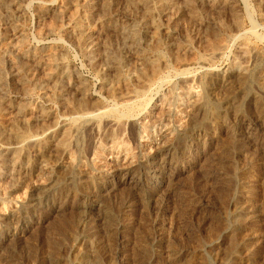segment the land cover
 Segmentation results:
<instances>
[{
	"label": "rangeland",
	"instance_id": "rangeland-1",
	"mask_svg": "<svg viewBox=\"0 0 264 264\" xmlns=\"http://www.w3.org/2000/svg\"><path fill=\"white\" fill-rule=\"evenodd\" d=\"M5 1L0 0L4 41L10 43L14 28L22 26L30 43L48 49L14 67L6 65L0 124L17 123V135L27 129L43 135L49 150L43 159L47 167L35 168L18 191L10 192V178L0 181V264H264V243L252 219L264 216V57L246 59L239 41L229 38V51L210 59L217 73L194 81L178 74L187 67L200 70L195 55H211L216 35L226 29L234 34L236 21L244 29L253 22L256 33L264 35V0L202 4L199 21L187 13L185 0H172L158 18V29L148 25L140 35L153 58L160 57L157 50L164 57L157 60L161 75L155 79L169 73L168 81L153 90L148 105L135 106L133 120L116 124L107 118L99 128L88 126L78 134L67 133L66 123L77 110L104 106L122 113L125 103L138 104L135 91L154 79L151 66L136 56L116 26L135 20L140 28L145 9L137 0H94L81 47L75 35L61 29L70 13L62 18L41 7L61 0H13L6 6ZM79 3L84 0H68L69 12ZM52 46L63 54L69 77L58 75L56 85L46 79L39 91L31 86L27 109L18 111L33 83L29 75L45 79L43 52ZM198 97L205 100L201 107L195 105ZM8 134L3 141L14 142L17 136ZM67 135L70 146L64 148ZM257 191L261 195L255 201ZM26 204V213L13 214V208Z\"/></svg>",
	"mask_w": 264,
	"mask_h": 264
},
{
	"label": "bare ground",
	"instance_id": "bare-ground-1",
	"mask_svg": "<svg viewBox=\"0 0 264 264\" xmlns=\"http://www.w3.org/2000/svg\"><path fill=\"white\" fill-rule=\"evenodd\" d=\"M3 1V0H2ZM10 2L13 0H9ZM7 2L10 4V2ZM16 1V0H15ZM62 2L58 5L52 3V2H46V3H43L41 5V7L43 6V8H46V9H51V10H54V11H58V15L59 17H66L68 15V13H70V15H68L66 18H67V23H66V26L61 28L62 30H64L65 32L67 33H72L73 35L76 36V38L79 40L78 41V45L79 46H83L84 44V41L87 39V35L89 33V18L91 17V10L93 9V5H94V0H84V3L81 4V7H79L78 5L75 4L76 8L74 11H70L68 10V0H61ZM70 1V0H69ZM72 1V0H71ZM79 1V0H78ZM135 1V0H134ZM230 0H222L220 1L221 3L224 2L223 4L227 3L229 4ZM256 1V0H255ZM261 1V0H260ZM137 3L135 4H139L140 6L143 7V9H145L144 11V14L142 16L143 19H141L139 22H141V26L139 28V25L140 23H138L137 21L135 20H132L131 22L129 21L128 23L129 24H125V23H121V24H118L116 25L117 26V29L121 32L120 35H123L125 37V40H128L130 43V46L132 49H134L135 53L138 54L136 56L138 57H141L142 60L146 61L147 64H149L151 66V71H152V79L154 80H150L148 79V81L146 82L147 86L142 89V90H137L135 91V95L134 97H139L140 100L138 101V104H134L132 103V101L129 103H125V109L126 111H122L119 112L117 114V109L113 108V106H111V108H113L112 111H110V109L108 108H101L96 107V110L95 112H91L90 110L88 111V109L85 110L81 109V110H77L76 113L66 122L67 124H69V130L67 131V129H65L67 131V133H69V131H73V133L75 132L76 134H78L82 129L90 126V127H98L99 128V125L102 123V121L104 120H110V121H114L116 124L120 123V121L124 120L125 121H130V120H133L134 117H136V114L134 111H135V106L140 108L141 104H146L149 99H150V95L153 93V90L155 91V89H160L159 87H161V84L162 82H166L168 81V79L170 78L165 76V77H162L160 76L158 79H155V77L159 75H161L160 73H158L159 71V68H157V60H164L163 58H161V53L158 52V50L154 53H156L157 56H160V57H154V55H150V53L148 51H146L142 46H141V42L140 41V35L143 31V28L144 27H147L148 25H151L150 27H154L155 29H158V18L161 16H163V14L165 15V12H166V9L168 6H170L169 4L171 3L172 4V0H159V3L158 4H154V6L151 5V2H153V0H137L136 1ZM158 2V0H157ZM259 2V1H258ZM6 1L5 3H3L4 5L7 4ZM110 3V2H109ZM218 3V0H185L184 2V6H185V9L187 10V13L189 11V14L190 16H192V18H196L198 21L199 19L202 17V13L201 11H204L201 10L200 11V5H204V4H208V5H211V6H214ZM262 3V2H261ZM260 3V4H261ZM2 4V5H3ZM13 4V3H12ZM18 4V3H17ZM106 4V3H105ZM111 4V3H110ZM131 4H134L133 1L131 2ZM130 4V5H131ZM174 4V3H173ZM172 4V5H173ZM231 4V3H230ZM228 5V6H232V5ZM264 4V3H263ZM68 5V6H67ZM108 5V4H106ZM105 5V6H106ZM202 5V6H203ZM249 5V4H248ZM259 5V4H257ZM6 6V5H5ZM4 6V7H5ZM8 6V5H7ZM134 6V5H132ZM221 6V5H220ZM262 6V5H261ZM260 6V7H261ZM0 7H1V3H0ZM205 6H203L204 8ZM208 7V6H206ZM222 7V6H221ZM6 8V7H5ZM105 8V7H104ZM180 8V7H179ZM247 8V16H251L252 15V7L250 8V6L246 7ZM71 9V8H70ZM223 10V9H222ZM105 11V10H104ZM108 11V10H107ZM179 11V10H178ZM264 11V10H263ZM42 12V11H41ZM130 12V11H129ZM207 12V11H206ZM206 12H205V16H206ZM11 13V12H10ZM106 13V12H104ZM137 13V12H136ZM184 13V12H183ZM186 13V14H187ZM204 13V12H203ZM264 13V12H263ZM40 14V13H39ZM135 14V13H134ZM104 15V14H103ZM19 16V15H18ZM105 16V15H104ZM181 16V15H180ZM23 17V16H22ZM62 18L60 20H62ZM107 18V17H106ZM109 18H111L109 16ZM163 18V17H162ZM203 18V17H202ZM239 18V17H238ZM261 18L264 20V14L261 15ZM101 19V18H100ZM195 19V20H196ZM112 21V19H109ZM162 20V19H161ZM234 20V19H233ZM238 20V19H237ZM12 21V20H10ZM57 21V20H56ZM106 21V20H105ZM160 21V20H159ZM174 21V20H173ZM236 20H234L233 22H235ZM118 22V21H117ZM112 23V22H111ZM177 23V22H176ZM175 23V24H176ZM168 24V23H167ZM224 24V23H223ZM222 26L224 27V24ZM229 24V23H228ZM5 25V24H4ZM48 25V24H47ZM54 25V23H53ZM56 25V24H55ZM55 25L53 27H55ZM65 25V24H64ZM172 25V24H171ZM233 25V24H232ZM57 26V25H56ZM220 26V25H219ZM231 26V25H229ZM234 26H236V28L234 29V34L230 33V31H228L227 29L219 34L221 35L220 38L218 37V35H216V37L214 38L213 40V48H212V52H211V55H207V56H204V55H201V54H196L195 55V60L193 61V63H197V64H201L202 66L200 67L201 69L198 70L196 69L195 67L194 68H191V67H187V68H184L183 70H181V73H178L180 74L181 76L185 77L188 81L190 80H202L203 78L206 79V76L208 75H213L214 73H217L218 69L213 67L211 65V60L214 59L213 56L216 54H225L227 51H229V48H230V45L228 43H226V39L229 40L230 39H233L234 41H239L238 43V47L240 48L239 50H241L240 52L243 54V56L246 58H248L249 60H256L258 61L259 58H263L264 57V35H261V34H257L256 31L254 30L255 26H254V23L251 22V27H249L248 29H244V27L242 26V21H236V23L234 24ZM48 27V26H47ZM53 27H49V32H56V27L53 28ZM59 27V26H58ZM149 27V28H150ZM233 27V26H232ZM262 27V26H261ZM59 28V29H60ZM170 28V26H169ZM206 28V27H205ZM226 28V27H225ZM222 29V28H221ZM233 29V28H232ZM58 30V28H57ZM170 30V29H169ZM231 30V27L230 29ZM237 30L236 34H235V31ZM59 31V30H58ZM157 31V30H156ZM167 31V30H166ZM222 31V30H220ZM232 31V30H231ZM144 32V31H143ZM218 31H216L215 33H217ZM14 37L11 39L10 43H6L4 41V37H1V33H0V45L2 44V46H0V90H3L2 88L4 87V85H6L7 81H8V75L6 74L7 70H6V65H10V66H15V64H19L18 62L22 59V58H26V57H37L38 55H41L42 51L45 49H48L47 48H44L43 46H40V45H35V44H32L28 41V38L25 34V30L22 26H16L14 28ZM41 33V32H40ZM38 33V34H40ZM156 33V32H155ZM171 33V32H170ZM173 33V32H172ZM220 33V32H218ZM115 34V33H114ZM72 35V36H73ZM211 37H214L212 34H211ZM210 37V38H211ZM153 39V38H152ZM210 40V42L212 41ZM3 41L5 42V44L3 43ZM51 41V40H50ZM9 42V41H8ZM59 42V41H58ZM232 42V41H231ZM127 43V41H126ZM157 43V42H156ZM212 43H209L210 45H212ZM235 43V42H234ZM182 44V43H181ZM232 44V43H231ZM112 46V45H111ZM85 47V46H83ZM2 48V49H1ZM129 48V47H128ZM210 49H211V46H210ZM107 51V50H106ZM105 51V53H106ZM133 52V51H132ZM44 54H46L45 56V59H42L44 60L43 63H42V67L43 69L41 70H44L42 72L45 73V79L43 78H38V79H35L33 75H29L31 76V82H29L30 84L32 83V85H29L26 90H25V94H24V98H23V101L26 100L27 101V96H30L31 94H33V91H32V87L34 89H38L39 87H43L45 85V82H46V79L50 80L52 79L54 81V84L56 85L57 83V76L58 75H62L63 77H69V73H67L66 71V64H65V59L63 57V54L62 53H59V51L57 50H53V46L50 50L46 51V52H43ZM112 54V53H111ZM120 54V53H118ZM117 54V55H118ZM241 54V56H242ZM43 55V54H42ZM117 55H113V62L115 63L116 66L120 67L121 65V61H120V58L117 56ZM135 55V54H133ZM155 55V56H156ZM212 56V57H211ZM214 56V57H215ZM42 57V56H39V58ZM44 58V56H43ZM161 58V59H160ZM246 58V59H247ZM170 59V58H169ZM179 59V58H178ZM211 59V60H210ZM232 59V58H231ZM23 60V59H22ZM26 60V59H25ZM41 60V59H40ZM108 61V60H107ZM213 61V60H212ZM237 61V60H236ZM244 61V60H243ZM35 62V61H34ZM38 62V61H37ZM165 62V61H164ZM182 62V61H181ZM24 63V62H22ZM26 63V62H25ZM24 63V64H25ZM109 63V62H108ZM125 63V62H124ZM161 63V62H160ZM166 63V62H165ZM28 64V63H27ZM144 64V63H143ZM182 64V63H181ZM124 65V64H122ZM161 64H159L158 66H160ZM206 65V66H205ZM117 67V68H118ZM165 67V66H164ZM163 67V68H164ZM167 67V66H166ZM231 68H236V64H231L230 65ZM249 67V66H248ZM247 67V68H248ZM11 68V67H10ZM23 68V67H22ZM122 68V67H121ZM162 68V69H163ZM171 68V67H170ZM18 70H20V67L17 68ZM127 69V68H126ZM172 69V68H171ZM69 70V69H68ZM118 70V69H117ZM130 70V69H129ZM244 70V69H243ZM121 71V70H120ZM123 71V70H122ZM145 71V70H144ZM172 72L170 71L169 69L167 70V72ZM174 71V70H173ZM27 72H30V71H27ZM26 72V73H27ZM148 72V71H147ZM162 72V71H161ZM14 73V72H13ZM18 73V72H17ZM156 73H158L156 75ZM264 73V72H263ZM19 74V73H18ZM25 74V73H24ZM31 74V73H30ZM76 74V73H75ZM146 73H142V75H145ZM150 74V73H148ZM164 74V73H162ZM167 74V73H166ZM165 74V75H166ZM77 75V74H76ZM17 76V75H16ZM42 76V77H43ZM61 76V78H62ZM79 76V75H78ZM146 76V75H145ZM179 76V75H178ZM255 76V75H254ZM25 77V76H24ZM60 77V76H59ZM80 77V76H79ZM142 77V76H141ZM144 77V76H143ZM81 78V77H80ZM123 78V77H122ZM147 78V77H146ZM184 78V80H186ZM26 79V78H25ZM115 80V78H114ZM27 81V80H26ZM52 81V82H53ZM81 81V80H80ZM130 81V80H129ZM85 82V81H84ZM142 82V81H141ZM144 82V81H143ZM208 82V81H207ZM26 83V82H25ZM29 83H26V85L24 87L27 86V84ZM48 83V82H47ZM81 83V82H80ZM131 83V82H130ZM180 83V82H179ZM110 84V83H109ZM185 84V83H184ZM77 85V84H76ZM82 85V84H79V86ZM187 85H188V82H187ZM32 86V87H31ZM48 86V85H47ZM59 86V84H58ZM78 86V87H79ZM138 86V85H137ZM36 87V88H35ZM54 87V85H53ZM76 87V86H75ZM127 87V86H125ZM133 87V86H132ZM136 87V86H135ZM56 87H54V89H52L51 91L55 90ZM82 88V92H86L87 90V86L86 84H83V86H81ZM104 88V87H103ZM128 88H131L128 86ZM126 88V89H128ZM173 89V87H171ZM36 89V90H37ZM58 90L60 89V86L59 88H57ZM80 89V87H79ZM40 89H38L39 91ZM81 90V89H80ZM114 89H112L113 91ZM32 91V92H31ZM35 91V90H34ZM115 91V90H114ZM125 91V90H124ZM129 91V90H128ZM37 92V91H36ZM130 92V91H129ZM133 92V91H132ZM131 92V93H132ZM53 93H55V91H53ZM59 92H57V96H55L56 94H53L52 96L54 97H57L59 98ZM113 93V92H112ZM127 93V92H126ZM119 94V93H118ZM170 94V93H169ZM125 95V94H124ZM127 95V94H126ZM167 95V94H165ZM23 96V95H22ZM52 97V98H53ZM114 97V96H113ZM119 96H117L116 98H118ZM131 97V96H130ZM84 98V97H83ZM96 98L98 99V96H96ZM138 98V99H139ZM56 99V98H55ZM131 99V98H130ZM93 100V99H92ZM95 100V99H94ZM134 100V98L132 99ZM195 100V99H194ZM101 101V100H100ZM151 101V99H150ZM205 100H203L202 97H198V99H196L195 101V105L197 107H201L203 106V103H204ZM128 102V101H127ZM150 103V102H149ZM78 104V103H76ZM93 104V103H92ZM23 106H20L19 110L18 111H21V110H24L27 109V103L24 101L22 103ZM104 105V103H103ZM118 105V104H117ZM124 105V104H123ZM138 105V106H137ZM148 105V103H147ZM83 105L81 104L79 106L82 107ZM101 108V109H100ZM75 109V108H74ZM78 109V108H77ZM107 109V110H106ZM134 109V110H133ZM45 110V109H44ZM23 111V112H24ZM93 111V110H92ZM117 111V112H116ZM141 112V111H140ZM164 112V111H163ZM143 113V112H142ZM203 115V114H202ZM139 116V115H138ZM2 117V116H1ZM40 117V116H39ZM152 117V116H151ZM191 117L193 118V116L191 115ZM14 119V118H13ZM11 120V119H10ZM107 120V121H108ZM12 121V120H11ZM28 122V120H26ZM1 122V121H0ZM17 122V120L15 121ZM31 123V122H30ZM114 123V124H115ZM123 123V122H122ZM3 124V122H2ZM2 124H0V181L2 179H8L10 178V192H15V191H18L27 181H28V178H29V175L32 173V171L37 168V167H40V169H45L47 167V165L45 164L44 162V155L46 153V150L48 149V144L45 142V139H44V136H39V135H34L33 133L31 134L27 129V130H24L23 132H19L18 135H17V131H15V129L13 127L14 124L10 123V125H7V126H3ZM5 124V123H4ZM28 124V123H27ZM64 124V123H63ZM104 124V123H103ZM113 124V123H112ZM183 125L185 123H182ZM192 124V123H191ZM15 125H17L16 127H19L17 123H15ZM29 125V124H28ZM102 125V124H101ZM123 125V124H122ZM22 126V124H21ZM68 126V125H67ZM124 126V125H123ZM135 126V125H134ZM182 126V125H181ZM15 127V128H16ZM27 127V126H26ZM25 127V129H26ZM32 127V126H31ZM65 127V126H64ZM133 127V126H132ZM136 128V127H135ZM24 129V127L22 128V130ZM50 129V128H49ZM71 129V130H70ZM89 129V128H88ZM17 130V129H16ZM134 132V131H133ZM11 134V135H16V139L14 142H7L6 140L3 141V137L5 134ZM74 133V134H75ZM8 134V135H9ZM84 135V134H83ZM13 137V136H12ZM14 137V138H15ZM70 137V136H69ZM73 137V136H72ZM71 137V138H72ZM11 138V137H10ZM5 139V138H4ZM9 139V138H7ZM10 141H12L11 139H9ZM8 140V141H9ZM71 142H73L71 140ZM63 143V141L61 142V144ZM70 138H68V135H67V140L65 139L64 143L61 145L63 146L64 148H68L70 145ZM69 145V146H68ZM60 146V145H59ZM66 146V147H65ZM68 146V147H67ZM49 150V149H48ZM36 157L35 158V161L34 159L32 158L33 156ZM32 156V157H31ZM33 159V160H32ZM48 162V161H47ZM46 166V167H45ZM51 170V169H50ZM50 172V171H49ZM57 178V177H56ZM3 181V180H2ZM52 184V183H51ZM51 186V185H50ZM253 196V200H257L260 195L257 192H253L252 194ZM260 203V202H259ZM258 204V203H257ZM29 208V204H26V205H23L22 207H19V208H16L12 210L13 214H15L17 217L21 216L23 214V212L26 213V211L28 210ZM5 212V211H4ZM252 219L253 221H255V227H256V234L258 235V238L264 243V216L262 214H254L252 216ZM2 215L0 214V224L2 223ZM216 252V251H215ZM224 252V251H223ZM226 252V251H225ZM239 252V251H238ZM221 253V252H220ZM226 254V253H225ZM223 256V255H222ZM228 256V255H227ZM227 256H225L227 258ZM234 256V255H233Z\"/></svg>",
	"mask_w": 264,
	"mask_h": 264
}]
</instances>
